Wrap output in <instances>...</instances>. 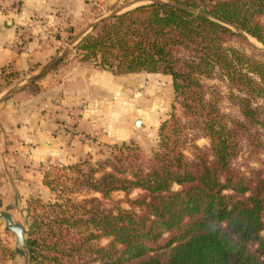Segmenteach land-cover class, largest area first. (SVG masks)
I'll return each mask as SVG.
<instances>
[{
    "label": "trees",
    "instance_id": "1",
    "mask_svg": "<svg viewBox=\"0 0 264 264\" xmlns=\"http://www.w3.org/2000/svg\"><path fill=\"white\" fill-rule=\"evenodd\" d=\"M263 19L264 0H151L81 38L76 58L99 71L170 76L180 113L151 157L124 142L48 175L57 198L35 202L29 264H264V171L236 164L264 154V60L230 46L245 35L264 45ZM17 75L2 68L0 93ZM84 192L101 197H71Z\"/></svg>",
    "mask_w": 264,
    "mask_h": 264
},
{
    "label": "rangeland",
    "instance_id": "2",
    "mask_svg": "<svg viewBox=\"0 0 264 264\" xmlns=\"http://www.w3.org/2000/svg\"><path fill=\"white\" fill-rule=\"evenodd\" d=\"M6 2L20 4V0H0V7ZM73 2L75 0H61L57 24H51V27L45 30L44 46H49L48 54L39 62L32 59L22 70L12 66L7 67L9 70L17 71L18 75L12 86L0 93V104L15 97L38 101L35 104L40 111V117L44 118L53 129L52 137L58 138L62 130L66 138L63 142L68 148L64 154L58 152L40 163L39 161L23 162L18 158V150L9 148L7 142L2 149L1 153L10 155V158L9 161L6 160L5 165L0 166V213L3 211L11 213L17 222L25 226L26 240L33 223V210L38 207V203L35 202L40 201L43 205H48L54 203L57 198V195L46 185L48 175L55 176L58 169L86 162L95 165L110 156L112 146L124 142L135 143L147 157H151L158 146L161 126L171 120L173 113H180L179 106H176V111L173 108L175 94L172 78L161 74L115 76L109 73L111 78L109 84L103 85L104 82L102 83V80L99 82L97 79L90 86V90H87L90 94L86 98L81 99L73 95L71 97L65 93L59 71L84 69L96 73L104 72L92 65L83 64L76 58L73 48L79 42H77L78 37L87 30L91 31V25L99 21L98 18L101 16L108 17L150 3L151 0H80V6H75V9L71 8ZM262 22L264 23V19ZM245 37L244 40L234 39L230 46L264 60V45L248 35ZM33 40L31 29L22 31L17 49L20 50ZM66 55V59L58 66L44 72L52 61ZM42 72V76L36 80L35 85H32L31 80ZM209 84H219V82L213 81ZM221 105L226 113L237 114L227 100ZM88 113H94L91 114L92 119H90L93 124L89 131L79 127L80 120ZM135 119L142 121L141 127L135 126ZM40 123L43 124L41 121ZM50 144H53L52 138ZM197 145L201 148H209L210 141L200 139ZM187 154L189 155V152ZM248 163L250 167L264 171V154L260 156L259 161H249L247 155L236 161L237 166L241 167ZM138 194L139 191L134 192L131 198H135ZM93 196L101 197L95 193L85 192L71 197L82 200ZM112 199L114 202H120L122 208H130L124 202L126 199L124 193H115ZM112 205V202H107L108 208ZM109 242L108 239H101L96 244L104 247ZM0 249V264H29L28 251L26 254H19L15 235L8 230L6 223L1 219Z\"/></svg>",
    "mask_w": 264,
    "mask_h": 264
},
{
    "label": "crops",
    "instance_id": "3",
    "mask_svg": "<svg viewBox=\"0 0 264 264\" xmlns=\"http://www.w3.org/2000/svg\"><path fill=\"white\" fill-rule=\"evenodd\" d=\"M60 4L61 0H20L18 5L15 2L2 4L0 7V75L4 67L12 66L22 70L32 59L39 62L48 54L49 46H44L45 30L50 28L51 24H57ZM75 6H80V0H75L71 8L75 9ZM73 13H75L74 10ZM106 16L98 19L101 20ZM92 26L93 24L91 28ZM27 29L33 31L34 40L18 50L20 34ZM89 32L90 30L83 32L77 42ZM80 70L59 71L63 80V89L71 97L73 95L81 99L86 98L90 94L87 90H90V86L97 79L99 82L102 80L103 85H108L111 80L110 72L96 73ZM37 102L34 99L15 97L0 104V166L5 165L6 160L9 161L10 158V155L1 153L6 142L9 148L18 150V158L23 162L37 163L36 161H39L40 163L58 152L64 154L68 149L63 142L66 138L62 130L58 138L52 137L53 129L44 118L40 117V111L35 104ZM91 114L94 113H88L80 120L79 127L83 130L89 131L92 128ZM51 138L53 144H50Z\"/></svg>",
    "mask_w": 264,
    "mask_h": 264
},
{
    "label": "water",
    "instance_id": "4",
    "mask_svg": "<svg viewBox=\"0 0 264 264\" xmlns=\"http://www.w3.org/2000/svg\"><path fill=\"white\" fill-rule=\"evenodd\" d=\"M100 22L97 21L96 23L93 24L92 28L97 25L98 23ZM246 36V35H245ZM64 57V56H63ZM58 58V59H55L54 61H52L44 70L45 71H48L50 69H52L53 67H55L60 61L61 59L63 58ZM43 72L37 76V77H34L32 80H31V83L35 82L37 79H39L40 76H42ZM12 93V92H11ZM9 93V95L11 94ZM135 126L136 127H141L142 126V121L141 120H136L135 121ZM0 219L6 223V226L8 228V230H10L16 237V245L19 249V251L23 254H26V251H27V247H26V244H27V240H26V234H27V231H26V228L24 225H22L21 223L17 222L11 213L7 212V211H3L0 213Z\"/></svg>",
    "mask_w": 264,
    "mask_h": 264
}]
</instances>
